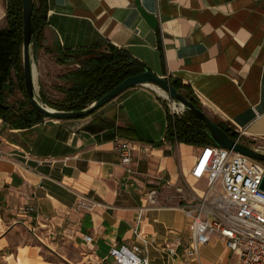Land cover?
<instances>
[{
  "label": "crops",
  "instance_id": "crops-1",
  "mask_svg": "<svg viewBox=\"0 0 264 264\" xmlns=\"http://www.w3.org/2000/svg\"><path fill=\"white\" fill-rule=\"evenodd\" d=\"M46 4L39 45L31 48L34 86L42 101L64 96L58 88L67 86L62 76L75 67L57 62L59 51L113 45L156 75L177 79L183 85L179 91L190 93L213 121L264 151V0ZM7 7L8 0H0V261L56 264L45 253L66 260L70 246L75 264H112V245L140 244L133 227L139 207L146 205V191L155 187L158 204L143 211L138 225L149 239L140 255L149 264H178L165 242L170 236L180 237L183 246L188 242L190 219L180 195L205 189V178L191 176L203 146L169 139L167 103L142 85L87 117L28 124L19 108L25 96L13 61ZM118 138L146 147L133 152L131 172L120 162ZM81 196L98 205L91 211L78 207ZM27 206L34 208L27 211ZM19 227L28 231L29 240L15 243L11 235ZM32 228L54 232L49 248L35 240ZM83 235L92 241L85 243ZM235 260L214 235L188 264Z\"/></svg>",
  "mask_w": 264,
  "mask_h": 264
},
{
  "label": "built area",
  "instance_id": "built-area-1",
  "mask_svg": "<svg viewBox=\"0 0 264 264\" xmlns=\"http://www.w3.org/2000/svg\"><path fill=\"white\" fill-rule=\"evenodd\" d=\"M171 104V103H170ZM173 115H177L172 113ZM117 151L120 162L127 172L133 161V152L146 151L144 145L126 139H117ZM264 175V162L250 158L232 149L216 145H205L197 156L191 170V176L198 180L206 179L205 189L199 194L192 189L189 196L180 195L182 209L189 217L188 242L183 246L180 237H168L165 248L178 259V264H188L196 258L200 246L208 243L217 235L228 250L236 254L234 264H264V189L260 188ZM159 191L151 187L145 193V206L138 209L133 233L140 244L112 245L108 257L112 264H149L146 257L140 255L142 246L149 239L142 234L138 225L143 211L158 204ZM97 202L81 196L77 206L93 210ZM33 206H27L32 211ZM33 237L43 247L49 248L48 240L54 239V232L43 233L30 229ZM85 243L92 237L83 235ZM183 246L181 255L176 249Z\"/></svg>",
  "mask_w": 264,
  "mask_h": 264
},
{
  "label": "trees",
  "instance_id": "trees-1",
  "mask_svg": "<svg viewBox=\"0 0 264 264\" xmlns=\"http://www.w3.org/2000/svg\"><path fill=\"white\" fill-rule=\"evenodd\" d=\"M47 8L46 0H34L33 46L35 48L39 45L42 27L46 21ZM7 15L10 24L9 35L13 39V61L18 65L21 89L25 96L24 100L19 102V108L24 110L21 112V117L31 125L42 121L45 117L30 105L25 93L21 65V46L23 42L21 0H8ZM102 47V44H98L85 48L59 51L55 57L56 61L61 64L75 65V67L62 76L67 81V86H60L58 88L64 96L54 102L47 100H44V102L57 110H81L110 91L126 77L145 70L143 64L130 57L124 50L113 45H108L107 49H103ZM168 81L177 90L183 88V85L177 79L169 78ZM184 95L199 107L197 101L190 93L185 91ZM1 96L2 93L0 92V104L3 102ZM167 116V137L169 139L202 146L213 144L205 131V125L191 113L186 111L182 116H176L168 112ZM216 123L230 137L237 138L236 133L231 129L222 123Z\"/></svg>",
  "mask_w": 264,
  "mask_h": 264
},
{
  "label": "water",
  "instance_id": "water-1",
  "mask_svg": "<svg viewBox=\"0 0 264 264\" xmlns=\"http://www.w3.org/2000/svg\"><path fill=\"white\" fill-rule=\"evenodd\" d=\"M21 2L23 35L22 69L25 93L30 105L34 107L39 113L44 115L45 118L67 120L87 117L93 111L104 106L105 104H107L129 88L142 85L154 89L152 87L154 85L160 88L163 92H165L166 96L163 97L166 100L170 101V103L174 100L181 102L184 105L182 109L185 112L187 111L191 113L198 120H200L205 125V131L214 145L221 148L232 149L250 158L264 162L263 150L244 144L238 141L237 139L230 137V135L227 134L216 122H214L203 110L197 107L190 99L186 98V96L181 91L177 90L172 84H170L167 77L158 76L148 68H145L143 72L126 77L119 84L113 87L110 91H108L99 99L95 100L90 105L81 110H57L55 108L50 107L46 103H42L38 99L34 86V63L31 55V48L34 43V0H21ZM260 188L264 189V175L260 184Z\"/></svg>",
  "mask_w": 264,
  "mask_h": 264
},
{
  "label": "rangeland",
  "instance_id": "rangeland-1",
  "mask_svg": "<svg viewBox=\"0 0 264 264\" xmlns=\"http://www.w3.org/2000/svg\"><path fill=\"white\" fill-rule=\"evenodd\" d=\"M56 95H59V94H56ZM160 98H162V100H164L166 104V109L168 110V112L173 115L172 113H175L177 115H180L182 116L183 113H184V110L181 108V109H178V110H174L172 109L171 107V104H170V101L166 100L163 96H160ZM38 99L45 104L44 101L41 100L40 97H38ZM49 100H59L57 98H52V97H49ZM47 104V103H46ZM48 105V104H47ZM41 232V231H40ZM12 236V241H14L15 243H18V242H23V241H26V240H29V233L28 231H26L25 229L23 228H17L15 230V232L11 235ZM55 239V238H54ZM13 245V243H12ZM70 246H68V251H69V259H63L61 260L60 258H58V256H56L55 254L53 255H50L49 253H45L46 257L50 258L53 262H55L56 264H75V262L77 261V254L76 253H72V251L70 250L69 248ZM13 248V247H12ZM12 248H9V249H12ZM47 250V249H46ZM72 253V256L70 255ZM0 264H5L3 261H0Z\"/></svg>",
  "mask_w": 264,
  "mask_h": 264
},
{
  "label": "bare ground",
  "instance_id": "bare-ground-1",
  "mask_svg": "<svg viewBox=\"0 0 264 264\" xmlns=\"http://www.w3.org/2000/svg\"><path fill=\"white\" fill-rule=\"evenodd\" d=\"M156 91H158V93L161 95V96H166L165 92H163L160 88H158L157 86H152ZM171 107L172 109L174 110H178V109H181L184 107V105L181 103V102H178V101H172L171 102Z\"/></svg>",
  "mask_w": 264,
  "mask_h": 264
}]
</instances>
